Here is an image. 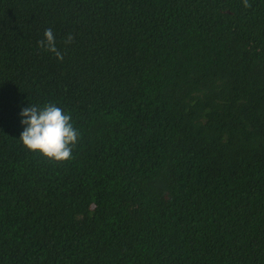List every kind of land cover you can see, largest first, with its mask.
Returning a JSON list of instances; mask_svg holds the SVG:
<instances>
[{
  "label": "trees",
  "instance_id": "obj_1",
  "mask_svg": "<svg viewBox=\"0 0 264 264\" xmlns=\"http://www.w3.org/2000/svg\"><path fill=\"white\" fill-rule=\"evenodd\" d=\"M249 3L0 0V264H264ZM48 28L62 61L39 47ZM49 103L80 133L71 160L19 139L21 111Z\"/></svg>",
  "mask_w": 264,
  "mask_h": 264
},
{
  "label": "clouds",
  "instance_id": "obj_2",
  "mask_svg": "<svg viewBox=\"0 0 264 264\" xmlns=\"http://www.w3.org/2000/svg\"><path fill=\"white\" fill-rule=\"evenodd\" d=\"M245 8H251L249 0H243ZM45 39L38 42L39 47L54 53L62 61L64 56L58 50L51 28L44 32ZM74 36L69 35L65 43L70 44ZM21 123L25 125L20 140L33 152L57 162L73 159V148L79 143L80 133L73 126L72 117L56 104H46L43 108L36 105L24 108L20 113Z\"/></svg>",
  "mask_w": 264,
  "mask_h": 264
},
{
  "label": "rangeland",
  "instance_id": "obj_3",
  "mask_svg": "<svg viewBox=\"0 0 264 264\" xmlns=\"http://www.w3.org/2000/svg\"><path fill=\"white\" fill-rule=\"evenodd\" d=\"M160 197V199L163 201V202H168L169 200H170V198H171V195L169 194V193H165V194H163V195H160L159 196Z\"/></svg>",
  "mask_w": 264,
  "mask_h": 264
}]
</instances>
